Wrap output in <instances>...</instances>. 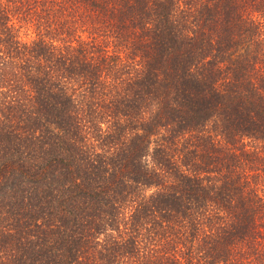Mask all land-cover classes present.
Here are the masks:
<instances>
[{
  "label": "trees",
  "instance_id": "trees-1",
  "mask_svg": "<svg viewBox=\"0 0 264 264\" xmlns=\"http://www.w3.org/2000/svg\"><path fill=\"white\" fill-rule=\"evenodd\" d=\"M0 264H264V0H0Z\"/></svg>",
  "mask_w": 264,
  "mask_h": 264
}]
</instances>
